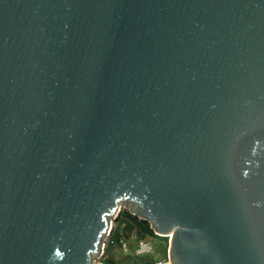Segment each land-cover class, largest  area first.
Instances as JSON below:
<instances>
[{
	"label": "water",
	"instance_id": "1",
	"mask_svg": "<svg viewBox=\"0 0 264 264\" xmlns=\"http://www.w3.org/2000/svg\"><path fill=\"white\" fill-rule=\"evenodd\" d=\"M120 203L264 264V0H0V264H92Z\"/></svg>",
	"mask_w": 264,
	"mask_h": 264
},
{
	"label": "rangeland",
	"instance_id": "2",
	"mask_svg": "<svg viewBox=\"0 0 264 264\" xmlns=\"http://www.w3.org/2000/svg\"><path fill=\"white\" fill-rule=\"evenodd\" d=\"M120 214L117 220L113 221V232L105 245L102 255L93 256L92 264H151L156 254L167 255L169 237L164 234L138 233L131 220L125 218L126 206L119 204ZM129 213H133L128 211ZM111 224V219H109ZM151 239L155 244V254L135 256L130 251L133 242L138 239ZM122 242H126L127 249L122 248ZM99 257V258H98ZM94 258H97L96 261Z\"/></svg>",
	"mask_w": 264,
	"mask_h": 264
},
{
	"label": "built area",
	"instance_id": "3",
	"mask_svg": "<svg viewBox=\"0 0 264 264\" xmlns=\"http://www.w3.org/2000/svg\"><path fill=\"white\" fill-rule=\"evenodd\" d=\"M128 245L126 242H122V248L127 249ZM130 251L135 256H145L155 254V244L151 239H138L135 240L134 244L130 247ZM151 264H170L167 255L156 254L153 256Z\"/></svg>",
	"mask_w": 264,
	"mask_h": 264
},
{
	"label": "trees",
	"instance_id": "4",
	"mask_svg": "<svg viewBox=\"0 0 264 264\" xmlns=\"http://www.w3.org/2000/svg\"><path fill=\"white\" fill-rule=\"evenodd\" d=\"M123 213H124L123 215L125 216V218L132 221L134 228L138 233H142V234H146V233L152 234L153 233V230L147 221L139 219L137 216H134L128 211H124Z\"/></svg>",
	"mask_w": 264,
	"mask_h": 264
},
{
	"label": "crops",
	"instance_id": "5",
	"mask_svg": "<svg viewBox=\"0 0 264 264\" xmlns=\"http://www.w3.org/2000/svg\"><path fill=\"white\" fill-rule=\"evenodd\" d=\"M135 242V241H134ZM134 242H133V244H134Z\"/></svg>",
	"mask_w": 264,
	"mask_h": 264
}]
</instances>
